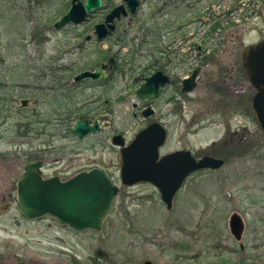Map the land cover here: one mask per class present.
<instances>
[{"label":"rangeland","instance_id":"rangeland-1","mask_svg":"<svg viewBox=\"0 0 264 264\" xmlns=\"http://www.w3.org/2000/svg\"><path fill=\"white\" fill-rule=\"evenodd\" d=\"M46 1L0 0V264H264V134L248 112L254 91L241 64L264 40V0H139L124 34L101 47L85 42L92 33L80 27L52 28L55 8L70 0H52L51 9ZM121 4L109 0L89 26ZM102 46L116 53L117 69L108 80L72 85L105 59ZM160 48L180 67L153 101L155 116L143 120L135 79ZM196 65L197 86L182 94L178 79ZM100 106L111 111L95 113L102 130L78 140L70 133L76 110ZM153 121L168 133L162 154L224 153L220 169L186 180L170 210L151 186H121L110 143L117 134L130 141ZM36 157L44 176L94 167L111 176L119 192L101 232L23 219L16 181ZM233 214L244 223L239 242L229 231Z\"/></svg>","mask_w":264,"mask_h":264},{"label":"water","instance_id":"water-1","mask_svg":"<svg viewBox=\"0 0 264 264\" xmlns=\"http://www.w3.org/2000/svg\"><path fill=\"white\" fill-rule=\"evenodd\" d=\"M108 1L103 0V3L107 4ZM138 5V0H123L122 5L109 12L103 23L94 27L97 39L100 40L114 31L115 20L125 18L128 14L135 15ZM101 6L102 0H84V3L71 0L69 10L53 24V28L58 30L67 25H80ZM262 11L264 16V5ZM111 61L112 59L109 60ZM242 66L251 87L256 91L252 99L254 120L264 132V40L245 50ZM106 67V64H102L93 72H80L73 78V82L102 80L105 78ZM198 73L197 68L189 78L182 81L183 94L196 87ZM168 83L167 76L156 72L146 78L136 91L137 98L145 100L143 117L153 115L150 102L157 97L159 89ZM21 107H25V101L21 102ZM99 131L98 122L89 120L77 122L72 128V134L80 140ZM165 139V130L159 124L153 123L138 132L126 145L120 135L114 136L111 143L119 148L121 184L128 187L137 184L151 185L158 192L166 209L170 210L174 197L190 175L198 171L218 170L224 162L209 156L195 160L189 151H176L160 156L159 149ZM40 167L41 162L26 164L23 175L17 181L16 199L23 217L28 221L51 218L60 227L75 232H101L118 193V187L106 172L93 169L65 179L44 178ZM228 225L231 236L239 242L244 231L242 219L233 214Z\"/></svg>","mask_w":264,"mask_h":264},{"label":"flooded vegetation","instance_id":"flooded-vegetation-1","mask_svg":"<svg viewBox=\"0 0 264 264\" xmlns=\"http://www.w3.org/2000/svg\"><path fill=\"white\" fill-rule=\"evenodd\" d=\"M107 5V4H106ZM106 5H104V6H106ZM103 6V7H104ZM99 10H97V11H95V12H93L92 14H89L86 18H85V20H84V22L82 23V24H80V25H77V26H68V27H70V29L71 28H82V33H92V35H86L85 37H84V40H85V42H88V43H91V42H94L95 44H97V46H99V47H101V45H103V43H105V41L106 40H111V39H119V35H118V33L120 34V36L122 35V33L124 34V32H125V30H123V32H121V31H119L120 30V28H121V23H122V21L123 20H125V19H128L129 17H132V16H128V17H126V18H120L119 20H117L116 22H115V29H114V31H112V32H110L109 34H107L104 38H102V39H100V40H98L97 39V37L94 35V27H95V25H97V24H100V23H103L104 22V20H105V16L111 11V9L107 12V14L103 17V19H102V21L101 22H96L95 24H93V25H91V26H89L90 25V22H92L95 18H96V13L98 12ZM128 25L130 24L129 22L127 23ZM66 28V27H65ZM63 29V28H62ZM61 29V30H62ZM65 30V29H64ZM60 31V30H59ZM196 35H198V32L196 31V34H194L193 36H194V38H196ZM189 37H190V39H191V36L189 35ZM82 45L83 44H80V45H78V47H82ZM102 48L103 49H106L107 51L108 50H110L111 52V56L107 59V60H102L99 64H98V66H100L101 64H103V63H105V64H107V67H106V69L104 70L105 71V78L103 79V80H101V81H104V80H108V78H109V76H111L112 75V73L111 72H113V71H115V69H117V65H116V53L115 52H112V48H108V47H103L102 46ZM105 50V51H106ZM165 53H166V51H165V49H158L156 52L154 51V49H153V52L150 54L151 55V57H149V60H148V64L146 65V66H144L143 67V69H142V73H141V75H140V78H139V80H137V79H135V83H136V85L138 84V87L142 84V82L147 78V77H149V76H151L152 74H154V73H156V72H160L162 75H165V76H167V78L169 79V84H172L173 85V82H172V78L173 77H175L174 76V72H173V68L171 69V67L174 65V63H172L171 62V59L168 57V56H166L165 55ZM202 53V51H201V48H200V50L198 51V55H200ZM114 56V57H113ZM112 59V61L111 62H109V60H111ZM185 59V58H184ZM188 60H191V59H188ZM200 63H202V62H200ZM174 66H176L177 68L178 67H180L179 65H174ZM202 65H199V66H195L194 68H192L191 69V71H190V73L186 76V77H184V78H180V79H178V80H180L179 82H180V85L182 84V81H183V79H185V78H187V77H189L190 75H191V73L193 72V70H195V69H199V72H201V67ZM95 68H97V67H94V68H92V70H94ZM73 78V77H72ZM71 78V79H72ZM95 82H97V81H95ZM79 84V83H78ZM73 85V84H72ZM137 87V88H138ZM164 89V88H163ZM163 89L161 90V91H163ZM137 90V89H136ZM180 90H181V87H180ZM181 92V91H180ZM243 93V92H242ZM139 102H141V106L139 107V116L140 117H142V113H143V111H144V103H145V101H140L139 100ZM105 103H107V102H105ZM105 103H103L104 105H105ZM152 103H153V101L151 102V105H152ZM101 107V106H100ZM134 107L135 108H137L135 105H134ZM151 108H153L152 106H151ZM79 109L81 110V111H85V113L87 112V114L85 115L86 117L84 118V119H81V120H79V119H76L75 120V122L73 123V125L74 124H76L77 122H80V121H85V120H89V121H91V122H93V121H97L98 123H99V125H100V127H101V130H102V126H101V124H100V122H99V120L97 119V114H95L96 112H99L100 114H104V113H111V111H109L108 110V108H107V112H104V109H103V107H101V110H102V112H100V110H99V108H96V109H93V110H89V109H86V108H84V107H79ZM104 112V113H103ZM154 117V116H153ZM142 119L143 120H145L143 117H142ZM149 119V118H148ZM150 124V123H149ZM148 124V125H149ZM73 125H72V127H73ZM148 125H146V126H148ZM145 126V127H146ZM71 127V128H72ZM201 156H203V155H201ZM200 156V157H201ZM198 158V157H197ZM30 162H41V167H40V169H41V173L44 175V170H45V163H44V161H43V159H39V158H37L36 157V159L35 160H33V161H30ZM89 169H85V168H83V169H81V170H79L78 172H76V173H74V174H77V173H80V172H83V171H88ZM23 174V173H22ZM74 174H72V175H74ZM72 175H67V176H59L57 173L55 174H52V175H48V176H44V177H59V178H61V179H63V178H66V177H70V176H72ZM24 219V218H23ZM25 220V219H24ZM26 221V220H25ZM28 222V221H27ZM53 222H55V221H53ZM56 223V222H55Z\"/></svg>","mask_w":264,"mask_h":264},{"label":"trees","instance_id":"trees-1","mask_svg":"<svg viewBox=\"0 0 264 264\" xmlns=\"http://www.w3.org/2000/svg\"><path fill=\"white\" fill-rule=\"evenodd\" d=\"M48 4H49V8L51 9V7H52V5H53V1L52 0H47L46 1ZM56 3V2H55ZM62 4L61 5H58L55 9H56V11L54 12V19L55 18H57V17H60L61 15H63L66 11H67V9H68V7H69V2L67 3H63V2H61ZM53 21H55V20H53ZM145 39H147V37L145 36L144 37ZM161 49V48H160ZM111 51L110 50H108L107 51V53H106V57H105V59H99V62H101L102 60H107L112 54L110 53ZM250 108V107H249ZM76 115H79L80 117H78L77 119H79V120H81V119H84L86 116V114H87V112L85 113V111H81L80 109H78V110H76ZM248 112L250 113V116L252 117V112L250 111V109H248ZM223 146V145H222ZM218 148H220V149H223V151L222 152H227V151H229V149L228 148H226L225 146H223V147H218ZM217 148V149H218ZM223 155H224V153H222L221 154V156L219 157V158H221V159H223Z\"/></svg>","mask_w":264,"mask_h":264}]
</instances>
